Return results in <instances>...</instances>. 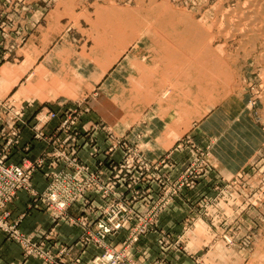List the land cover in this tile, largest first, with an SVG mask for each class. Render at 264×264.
Segmentation results:
<instances>
[{
    "label": "rangeland",
    "instance_id": "rangeland-1",
    "mask_svg": "<svg viewBox=\"0 0 264 264\" xmlns=\"http://www.w3.org/2000/svg\"><path fill=\"white\" fill-rule=\"evenodd\" d=\"M47 26L61 29L50 45ZM0 28V64L17 53L21 62L35 56L26 62L31 66L21 88L66 94L72 106L65 113L41 107L30 118L31 104L9 99L0 102V118L22 126V137L34 121L33 139L47 145L22 167L47 154L62 158L55 163L49 157L35 172L52 170L45 190L35 188L34 177L32 186L44 197L59 188L66 214L58 219L48 209L56 220L84 230L83 249L100 250L88 264L109 251L123 255L128 264H143L135 250L149 233L158 252L148 264H264V0H0ZM39 58L42 67L33 73ZM50 114L59 118L49 119ZM83 119L92 124L80 126ZM54 120L59 125L49 134ZM65 120L75 124L66 123L61 132ZM102 130L109 144L105 149L96 138ZM83 139L98 170L80 160ZM20 145L21 140L16 148ZM158 148L166 150L161 157H148ZM74 160L86 170L82 176ZM106 169L111 171L108 182ZM190 169L189 188L167 204L171 190L165 189ZM122 185L125 192L119 191ZM189 192L197 197L183 200L187 208H176L173 214L180 220L161 223L170 206ZM21 193L35 200L29 192H20L16 200ZM95 196L106 206L99 213L90 211L93 220L70 217L76 204L96 205ZM121 202L127 204L132 226L127 223L101 238L97 224L111 227L113 212L106 213ZM157 203L163 210L151 213ZM10 219L36 241L22 231L21 220ZM139 227L145 233L131 244ZM88 229L94 238L86 241ZM0 232L26 259L47 264L48 255L53 264H80L79 256L69 261L72 248L54 254L39 241L46 253L28 256L19 241Z\"/></svg>",
    "mask_w": 264,
    "mask_h": 264
},
{
    "label": "crops",
    "instance_id": "crops-1",
    "mask_svg": "<svg viewBox=\"0 0 264 264\" xmlns=\"http://www.w3.org/2000/svg\"><path fill=\"white\" fill-rule=\"evenodd\" d=\"M61 28V26H59ZM64 27V26H62ZM63 29V28H62ZM59 29L57 32L55 31V26H47V44L50 45L56 41L57 38L60 37L58 34ZM63 31V30H62ZM1 28H0V40L1 38ZM32 38L30 39V41ZM37 41V40H36ZM17 58L21 55L16 54ZM35 57V56H34ZM34 57L32 59L23 60L22 63L21 59H12L7 60L6 62L0 64V102H4L6 100L14 99L15 101H19L22 104H31L32 108L30 109V118H33L35 112L38 111L41 107H49L55 111L65 113L66 110H71L72 106L67 105L66 102V94L62 93H45L41 91H34V89L21 88L20 84L22 83L23 77L25 74L28 73L29 68L31 65L26 64V62L34 61ZM21 58V57H20ZM42 59H36L35 67L33 68V73L39 72V68L42 67L40 65ZM25 65V66H24ZM24 67L26 71H24ZM32 70V69H31ZM23 72H25L23 74ZM60 100V102H58ZM65 100V101H64ZM63 102V103H62ZM41 110V109H40ZM92 120L93 124L96 122L94 118H89ZM34 122V121H33ZM30 125L29 129L24 131L23 137L21 139V145L19 148H16L13 151V154L10 158V163L14 165L22 166L25 162H33L38 159L43 151L46 149L47 145L43 142H37L33 139L31 127L33 123ZM97 123V122H96ZM85 124H92L88 123L86 119H83L80 123V126ZM59 125V120H54L51 122L47 128V132L51 134ZM81 130V129H80ZM97 143L105 149L109 144L106 138L105 132L102 130L97 132L96 134ZM166 150H154L151 153H148V157H161ZM91 150L87 141L83 139L82 146L80 147L79 156L82 163L88 165L92 170H98L97 162L91 156ZM116 160L119 159L117 156ZM177 160L182 162L184 159L181 156H177ZM52 170L49 169L48 171L38 172L34 176V185L35 188L39 191H43L47 187V175ZM111 179V171L104 170V180L108 182ZM155 184L151 185L152 194L155 191ZM204 187V186H202ZM125 186L122 185L119 188V191L125 192ZM199 189V187H198ZM96 205L92 208H89L83 204H76L71 210L69 211V215L72 218H78L80 216L89 218L93 220L95 215H92L90 211H94L99 213L101 210L104 209L106 204L100 200V198L95 196ZM186 199L178 198L173 205L161 216L160 222L167 223V222H175L180 220V217H177L175 214L176 208L179 205H184L187 208V204L185 203L187 200L190 201L193 197H197V192L192 193L189 192ZM149 199V197H148ZM185 202H184V201ZM151 201V200H150ZM144 206L137 205L139 210L144 211ZM10 212L12 214L13 220H21V229L22 231L31 236L36 241L44 242L46 245V249L54 254L60 252L63 248H72V255L68 256V259L71 263H73L76 257H80V260H77L80 264H88L92 259L100 254V250L94 247H89L87 249H83L81 246V237L84 234V230L74 226L72 223H69L66 219L63 220H56L50 213L47 205L44 202H34L26 193H21L18 199L14 202V204L10 207ZM160 223V224H161ZM151 233L148 236L142 238L141 242L136 246L135 254L136 258H138L139 262L143 264L151 263L157 256L158 252V245L151 240H155L154 237H151ZM125 236L119 235L115 237V241L111 242V244L117 243L120 239ZM114 238V237H113ZM113 238H111L113 240ZM111 239H109L111 241ZM78 251V253H77ZM0 264H46L41 260L38 259H26L23 256L21 248L14 243H11L7 240L6 236L0 232Z\"/></svg>",
    "mask_w": 264,
    "mask_h": 264
},
{
    "label": "built area",
    "instance_id": "built-area-1",
    "mask_svg": "<svg viewBox=\"0 0 264 264\" xmlns=\"http://www.w3.org/2000/svg\"><path fill=\"white\" fill-rule=\"evenodd\" d=\"M51 117L59 118V115L50 114L49 119H51ZM66 123H69L72 126L75 124V121L72 120V122H70L69 120L67 121L65 120L60 124L61 127L59 131L66 132ZM20 124H24V123L21 121ZM20 128L19 126H17V124L14 123L13 119L11 122H7L4 119L0 118V228L9 236V238L19 241L23 246V248L25 249L26 254L28 256L44 255L46 253L44 249L45 246L44 243L33 241L24 234H21L18 229L19 222L16 223L11 222L10 218H12V215L10 212V207L14 204L20 192H29V194L35 196L34 201L36 203L44 202L48 208L54 210L56 212V215L54 214L56 218L59 219L63 217L66 214L67 204H66V198H61L59 196L58 194L59 188L52 187L50 194L44 197L46 194L45 195L35 194L36 191L32 186V179L35 175V172H37L40 168L44 166L45 161L49 160L48 159L49 157L53 158L55 163L61 162L62 158H60V156L58 155L53 156L47 154L38 163L34 165L28 164L27 166L22 167V166H15L9 164L12 151L20 144V140L22 137V132L20 131H22V126H20ZM33 129L34 128H32V130ZM37 137L44 138L43 135H38ZM49 141L53 142V139L51 138L49 139ZM73 162L76 166L77 174L79 176H82L83 173H86V170L83 167L77 165L76 160H74ZM129 171L131 170H127V172ZM54 175L55 174H53L51 178ZM192 176L193 173L192 170L190 169L186 173V175L182 177V179H180L177 183L168 186L165 189L166 192L168 190H171V192L167 197L168 199L167 204H169L172 198L178 196L182 190L189 188L190 186L189 181L193 179ZM156 206L152 208V210L150 211L151 213L154 212H155L154 214H156V212L159 213L164 208L161 207L160 205H158L157 207ZM111 212L113 213L110 214ZM106 214H108L110 217V219H108V223L112 224L111 226L112 228L107 226L106 223H104V221H100L98 224L95 223V225L97 224V227L102 230V233L100 235L101 238H105V236H108L112 232L121 230L122 228L125 227L127 223H130L131 225V222L134 221L133 218H129V217L127 218L126 215L127 204L124 202H121L120 204L110 208V210ZM144 231L145 230L142 229L141 227L137 228V232L132 234L131 238L129 239L131 240V244L136 243L139 240L140 236L145 233ZM85 238L86 241L87 238H94L91 235L90 230L87 231ZM101 238L98 236V240H102ZM45 258L48 262L47 264L50 263L53 264L52 260L50 261L51 258L48 257V255H45ZM94 264H128V263L126 262L125 257L123 255L109 251L107 252L105 257L99 259Z\"/></svg>",
    "mask_w": 264,
    "mask_h": 264
},
{
    "label": "bare ground",
    "instance_id": "bare-ground-1",
    "mask_svg": "<svg viewBox=\"0 0 264 264\" xmlns=\"http://www.w3.org/2000/svg\"><path fill=\"white\" fill-rule=\"evenodd\" d=\"M257 10V9H256Z\"/></svg>",
    "mask_w": 264,
    "mask_h": 264
}]
</instances>
